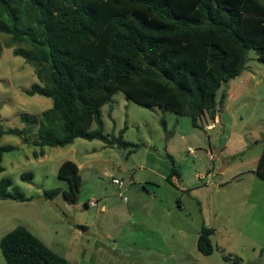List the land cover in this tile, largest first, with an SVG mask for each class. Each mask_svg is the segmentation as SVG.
<instances>
[{"label": "rangeland", "instance_id": "rangeland-1", "mask_svg": "<svg viewBox=\"0 0 264 264\" xmlns=\"http://www.w3.org/2000/svg\"><path fill=\"white\" fill-rule=\"evenodd\" d=\"M10 43L11 36L0 33V146H11L2 154L0 179L9 178V189L18 188L25 199H0V238L24 226L70 264H234V257L238 264H264V181L255 173L264 136V64L254 51L247 52L244 71L217 91L215 118L205 113L201 127L117 90L100 107L103 131L118 135L125 127L123 139L136 146L79 137L65 146H38L32 141L39 125L21 116H39L52 99L25 93L38 79L13 54L27 45ZM223 91L229 96L220 106ZM9 128L25 131H2ZM64 160L79 167L82 185L73 201L63 196L68 182L57 174ZM26 172L33 177L23 179ZM203 226L214 229L208 255L196 247Z\"/></svg>", "mask_w": 264, "mask_h": 264}, {"label": "trees", "instance_id": "trees-1", "mask_svg": "<svg viewBox=\"0 0 264 264\" xmlns=\"http://www.w3.org/2000/svg\"><path fill=\"white\" fill-rule=\"evenodd\" d=\"M0 33L11 36L9 46L27 45L13 49L38 79L25 93L52 99L39 116H21L39 125V138L32 141L38 146H65L78 137L118 148L136 146L123 139L125 127L118 135L103 131L100 107L117 90L138 103L187 115L193 127H201L205 113L215 118L216 93L241 73L247 52L254 51L264 64L260 0H0ZM225 96L223 91L220 106ZM91 123L96 127L89 130ZM2 131L22 134L25 128ZM9 149L0 146V172ZM255 173L264 181V142ZM57 174L68 182L63 196L75 200L82 185L78 165L64 160ZM11 184L0 179V199L24 200L18 188L9 189ZM213 233L211 227L200 229L196 247L202 254L212 253ZM0 250L3 264H70L21 225L0 238Z\"/></svg>", "mask_w": 264, "mask_h": 264}, {"label": "water", "instance_id": "water-1", "mask_svg": "<svg viewBox=\"0 0 264 264\" xmlns=\"http://www.w3.org/2000/svg\"><path fill=\"white\" fill-rule=\"evenodd\" d=\"M216 155H217V156L220 155V150H217ZM40 199H41V200H45L44 197H41ZM47 200L49 201V204H50V206H51L52 208H54V209H56V210H58V211L60 210V208H59V207H58V206L52 201L51 197H48ZM66 219H67L68 221H70V223H71L72 225L74 224V220H73L72 217H66ZM80 230H81V231H84L86 234H88V232L85 231L83 227H80Z\"/></svg>", "mask_w": 264, "mask_h": 264}, {"label": "crops", "instance_id": "crops-1", "mask_svg": "<svg viewBox=\"0 0 264 264\" xmlns=\"http://www.w3.org/2000/svg\"><path fill=\"white\" fill-rule=\"evenodd\" d=\"M255 57L257 58V55H256ZM243 71H244V70H243ZM228 96H229V94L226 95L227 98H228ZM210 126H212V124L208 125L207 127H210ZM263 142H264V136H263V138L260 140L261 151H262V148H263ZM221 153H222V152H221ZM260 154H261V152H260ZM177 204L180 205V207H182L180 201H178ZM104 208H105V207L102 206V209H104Z\"/></svg>", "mask_w": 264, "mask_h": 264}, {"label": "built area", "instance_id": "built-area-1", "mask_svg": "<svg viewBox=\"0 0 264 264\" xmlns=\"http://www.w3.org/2000/svg\"><path fill=\"white\" fill-rule=\"evenodd\" d=\"M209 156L212 158V154H209ZM111 180H112V183L115 185L121 186V184H122V181L119 180L118 178L113 177ZM92 204H94V203H92Z\"/></svg>", "mask_w": 264, "mask_h": 264}]
</instances>
